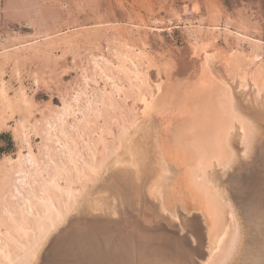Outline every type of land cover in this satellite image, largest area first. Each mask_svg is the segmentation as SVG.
Masks as SVG:
<instances>
[{
  "label": "rangeland",
  "instance_id": "obj_1",
  "mask_svg": "<svg viewBox=\"0 0 264 264\" xmlns=\"http://www.w3.org/2000/svg\"><path fill=\"white\" fill-rule=\"evenodd\" d=\"M240 96L264 106V0H0V132L15 144L0 156V264H35L53 240L64 257L89 258L80 264H132L123 249L100 258L111 239L51 234L100 194L89 208L94 218L120 215L118 193L135 213L142 199L119 191L135 180L118 177L122 185L110 190L105 170L119 157L131 166L124 149L147 127L143 140H155L168 166L163 205L202 211L200 264L231 263L243 236L231 197L213 189L214 166L225 173L236 159L238 128L242 137L253 133L251 118L234 107ZM160 122L165 131L153 128ZM155 178L147 185L157 186ZM97 186L108 192L90 196ZM181 219L173 222L187 230L192 219ZM106 229L103 219L95 236Z\"/></svg>",
  "mask_w": 264,
  "mask_h": 264
},
{
  "label": "water",
  "instance_id": "obj_2",
  "mask_svg": "<svg viewBox=\"0 0 264 264\" xmlns=\"http://www.w3.org/2000/svg\"><path fill=\"white\" fill-rule=\"evenodd\" d=\"M241 104L243 107H248V103L244 101H242L240 105ZM248 109H250L251 112L255 111L254 113L257 114L255 121L257 122L259 134L263 140L261 143L264 144V106L251 105ZM240 157L230 170L226 171L225 173H220L217 176V180L219 183L218 186L224 189L228 195L230 194L233 198L232 205L236 210L240 211L241 214H239L243 219V225L245 227L250 222H257L254 220V218L250 219L248 217V213L246 212L249 210V205L252 203V199L259 200L255 194L252 195L254 192L253 190H260L264 188V170L261 168L264 167V151L260 150L258 146L257 153L252 155L249 159L242 155H240ZM245 162L249 163V166H251L254 170L252 173L247 174L248 170L239 168L241 163ZM235 168L236 170L232 172ZM239 171L243 172V174L240 175L242 178L240 181L237 179ZM142 178L148 182L149 177H147L145 173L142 174ZM95 188L94 190H91L90 196L91 194L99 195L98 192L103 189L102 186H97ZM138 196L142 199L141 203H150V196L147 194V190ZM146 198L149 200L148 203ZM258 200H253V204L263 208L264 200ZM141 203L139 206L133 205L135 208V213H130L132 211L131 208H128L129 210L123 208V210H126L127 215H124L122 210L118 217H112L107 214L104 217L100 216L95 218L92 214H90L87 207L88 205H85L86 207L84 206L78 209V211L71 214L64 221V223L60 225V229L58 231L59 234L53 233L51 234V237L58 239L67 231H72V233L76 235H81L86 232L92 237H90L91 240L93 238L96 239V241H100L102 238L111 239L113 242L110 244V248L106 249V253L101 249L104 252L101 254L100 258L106 259L108 254L111 255L113 252L123 249L125 252H127L129 258L132 259V264H138L139 262H142V264H156L157 258H161V260H163L166 264H200L201 261L205 260V252L202 249L201 243L203 244L206 240V223L203 219L202 213L199 211H176V217H182L181 222H184V220L188 218L192 219L189 221L190 227H187V230H185V228H178L173 222V219L167 220L163 217H160L159 214L161 212L159 210L156 211V209L154 210L147 208ZM124 205L125 207H128L131 204L127 203L126 201ZM261 208L251 212H254V214L257 215ZM138 212H140L141 215ZM103 219L106 223L107 229L104 233L95 236V233H97L95 231V226H100V221ZM128 219L129 222H126ZM154 219H156L158 222L154 231H152L150 228V222ZM182 224L185 225V223ZM256 224L260 223L257 222ZM126 225H131V227L127 229L129 233L126 231ZM252 230L253 229L249 227L246 228L245 232L248 237L251 235ZM160 231L163 232L161 237V234H159ZM151 233H155V236L152 237L153 242H151L150 239ZM167 234L174 238V243L171 246V251L165 252L163 246L158 244V242H161L163 237ZM147 235L148 238L144 239ZM52 242L53 243L50 245V247H43L40 249L35 264H46L47 259H50L49 264H80L78 263L80 258L78 252H74V254L71 256L64 257V254L67 252L65 253L61 251L58 253L55 251L58 249L53 248L57 245V243L55 242V245L54 240ZM248 246L246 247L248 248ZM57 248H59V245ZM249 249L239 250L240 252L238 251V253L234 255L231 263L229 264H246L247 262L252 263L255 258L254 255H257L258 251L255 249V247L252 250ZM241 253H243L242 256L240 255ZM130 254L133 255V257H131ZM85 257L87 260L88 257ZM145 258H147V260H144ZM55 259H57L56 263H54ZM87 262L89 263V261ZM83 264H85V261Z\"/></svg>",
  "mask_w": 264,
  "mask_h": 264
},
{
  "label": "bare ground",
  "instance_id": "obj_3",
  "mask_svg": "<svg viewBox=\"0 0 264 264\" xmlns=\"http://www.w3.org/2000/svg\"><path fill=\"white\" fill-rule=\"evenodd\" d=\"M224 79L225 78H223V80ZM209 90L210 89L207 88V91L208 92H209ZM205 95L207 96L208 94H205ZM235 100H236V104H235L234 107L236 109H240V110L244 111L251 118V120L253 122V125H251V127H253L254 130L252 131L253 128H251V131L253 133H250V131L249 132H246L245 135H244V137H242V132H240V128H238V131L236 133L238 137H236V134L234 133V136L232 138L233 140L231 139V143H232L233 149H235L234 151H235V155H236V159H235L236 161L235 160H234V162L233 161H230V163L227 166V168H229V170L238 161V158L240 157V151H239L240 149H238V143H239V141H241V145L243 144V145H246L247 146L246 150H248V153H249V156H248L247 159H249L252 155H255L257 153L258 146H259L260 150H263L264 151V144L261 143L263 140H262V138H261V136L259 134V128H258L257 122L255 121L256 120L255 118H256L257 114L254 113L255 111L254 112H251L250 109H248L250 107V105H248L247 108H246V106L243 107L242 104L240 105V103L245 100L243 98V96H240L239 98H235ZM150 124L153 125V122H150ZM164 125H166L164 122H160L159 126H156V123H155L154 126H153V128L154 129L155 128H159L160 130L165 131V130H163L160 127V126L165 127ZM138 130H137V133L139 134L140 130L139 131ZM150 130L151 129H149V127H147L145 129V132L144 133L143 132H140L139 136L138 135H135V136L133 135L132 140L130 141L129 144H127V146L124 149V154L128 155V157L131 159L130 161H131V166L133 167V169L128 164L126 166H123L122 163L119 164L120 163L119 161H121L120 160L121 159L120 157L118 159H114L113 161H110L107 164V167H106V170H105L106 171V176L105 177H107V178H106L105 181H106L107 185L111 186L110 187V190H114L115 189V187H113L114 185L115 186L117 184H119V186L122 185L120 183L121 180H116V178L122 177V180H124V179H126V176H132V179L135 180V182H136L135 185L134 184L131 185V188L126 187L127 189H124V186L123 187H120L119 191L120 192H126L129 195L131 193L135 192V193H137L136 196H138L139 195L138 191L141 188V182H142L143 187L141 189L143 190V193L148 189L147 190V194L150 196L149 199H153V200L158 201V204H157L158 205V210L161 213L168 214L169 218L175 219L176 218V212H175V210L173 208H168L167 206H164L163 205V201H165V199H166V195H165V192L166 191L164 189V185L161 184V182L163 180V177L166 175V173L168 171V168H167L168 166H167V164L164 163V162H166L165 154L161 151V149L156 144V142H155L154 139L151 138L150 140H152V141L150 142V140H147L146 137L143 140L144 136H141L142 133H143L142 135H144V134L145 135L146 134L149 135L150 134L149 133ZM232 131H233V129H232ZM164 135L167 138L168 137L167 136L168 135V132H165ZM150 136H151V134H150ZM250 137H251V139H250ZM249 139H250V141L248 143V140ZM146 141H148L147 147L144 146V143ZM165 150L172 152V148L171 147L166 148ZM166 153H168V152H166ZM236 168L232 172H234L236 170ZM239 168H241L243 170H248L247 171V174L252 173L254 171L252 169V167L249 166V163H247V162L241 163V165L239 166ZM261 168H262V170H264V167H261ZM226 171H228V170H226ZM143 173H145L146 176L149 177V178L156 177L154 179V181L157 184V186H155L154 184H152V186H150L151 183L150 184L148 183V185H147V181L142 178V174ZM214 173L216 174V177H217L222 172L219 171L216 166H214ZM242 174H243V172H241V171L238 172L237 179H239V181H240V179H242L241 176H240ZM213 189L214 190H220V191L223 190L222 193L225 194V195H228V193L224 189L220 188L219 186H216ZM106 190H107V188H103L98 193H100V192L101 193L108 192ZM253 191L254 192H253L252 195L255 194L256 197L259 198V200H264V188L263 189H260V190H253ZM120 194L121 193H118L117 194L118 195L117 197L119 198V207L121 208V210H123V208H125V206H124V203L125 202L122 200V197L120 196ZM100 195H102V194H100ZM100 195L99 196H96L95 199L92 198V199L87 200L88 209L92 207V205L95 203L94 202L95 200H101V196ZM180 196H181V194H180ZM229 196L231 197L230 194H229ZM138 197H137V200H138V202H140V199ZM90 200H91V203H89ZM227 200H228L227 205L229 207L230 206L231 207H234L232 205L233 204V198L231 197V198H228ZM253 200H258V199H252L251 200L252 203H250L249 210L246 213H248V215H249L248 217L250 219H253L254 218V220L257 221V222H259L260 224H256L257 222L256 223L250 222V223H248L247 226L244 227V225H243V223H244L243 222V219H242V217H240V214H241L240 211L234 209L233 210V215H236L237 218H238V224L240 225L239 226V229H240V232H241V234L243 236V242L241 243L243 245V247H241L240 250L249 249V248H250L249 250H252L255 247V249L258 251V254L257 255H254L255 258H254L253 262L252 263L247 262L246 264H264V221H263L264 220V207L261 208L260 206H255L253 204ZM154 204H156V203H154ZM148 208H150V207H148ZM156 208H157V206H156ZM258 208H261V209L257 213V215H255L254 212H251V211H256ZM123 212H124V215H127L126 214L127 213L126 210H123ZM140 219H141V217H140ZM234 226H236V225H234ZM247 227L253 229L251 235L249 234L250 235L249 237L246 235V232H245V230H246ZM162 233H163L162 231L159 232V234H161L160 237L162 236ZM154 236H155V233H151V235H150L151 242H153V238L152 237H154ZM147 238H148V235H147ZM171 242H174V239H172L171 236L167 234V235H165L163 237V239L161 240V242H158V244H160V245L163 246V248L165 249V252H168V251H171V246H172ZM246 246H248V248ZM56 247H57V245H56ZM84 248H86V246ZM95 255H96L95 256L96 257L95 259L99 258V256H100L99 254H96V253H95ZM242 255H243V253H241V256ZM85 256H86L85 254L80 253L79 254V257L80 258L79 259L80 260L86 259V258H84ZM122 260H123V263H124L126 261V258L125 257H122ZM128 260H130V259H128ZM82 262H81V264H82ZM114 262H116L115 259L111 263H114Z\"/></svg>",
  "mask_w": 264,
  "mask_h": 264
},
{
  "label": "trees",
  "instance_id": "obj_4",
  "mask_svg": "<svg viewBox=\"0 0 264 264\" xmlns=\"http://www.w3.org/2000/svg\"><path fill=\"white\" fill-rule=\"evenodd\" d=\"M233 0H223L224 5L232 6ZM15 144L9 131L0 132V156L14 151Z\"/></svg>",
  "mask_w": 264,
  "mask_h": 264
},
{
  "label": "crops",
  "instance_id": "obj_5",
  "mask_svg": "<svg viewBox=\"0 0 264 264\" xmlns=\"http://www.w3.org/2000/svg\"><path fill=\"white\" fill-rule=\"evenodd\" d=\"M200 213L202 212L201 210H198ZM206 231H207V229H206Z\"/></svg>",
  "mask_w": 264,
  "mask_h": 264
}]
</instances>
